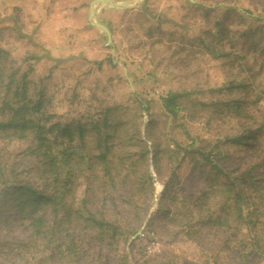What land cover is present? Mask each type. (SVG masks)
Instances as JSON below:
<instances>
[{
	"label": "rangeland",
	"instance_id": "obj_1",
	"mask_svg": "<svg viewBox=\"0 0 264 264\" xmlns=\"http://www.w3.org/2000/svg\"><path fill=\"white\" fill-rule=\"evenodd\" d=\"M93 1L0 0L6 68L0 106L11 74L28 71L30 96L46 99L47 124L81 120L85 131L84 142L78 134L73 141L85 159L60 183L53 171L40 172L29 140L0 133L6 174L49 194L62 191L72 213L71 221H61L64 209L50 201L34 214L53 234L48 243L13 206V179L0 182V264H125L123 254L128 264H264L257 247L247 258L242 247L253 235L264 239V0H140L131 8L97 2L90 20ZM91 21L107 26L112 44ZM169 91L184 93L176 120L160 99ZM105 114L119 128L109 132L102 160L89 123L106 130ZM58 129L51 136L54 150L67 142L55 138ZM192 137L212 162L200 154L179 162L161 153V173L155 171V148L166 152L174 141L189 146ZM234 137L249 144H235ZM225 172L237 177L249 208L259 207L250 231L238 225L234 210L223 224L207 221L210 214L223 219L221 209L232 205ZM110 224L120 227L117 237ZM132 230L141 234L128 239ZM24 243L30 251L19 255ZM69 244L62 257L59 250ZM11 248L17 251L9 255Z\"/></svg>",
	"mask_w": 264,
	"mask_h": 264
},
{
	"label": "trees",
	"instance_id": "obj_2",
	"mask_svg": "<svg viewBox=\"0 0 264 264\" xmlns=\"http://www.w3.org/2000/svg\"><path fill=\"white\" fill-rule=\"evenodd\" d=\"M2 51L3 49L0 47V75L4 74L6 70L3 64L4 59L2 60ZM14 75L16 74L13 72L11 74L12 78L8 82L6 90L7 93H5L6 98L3 99V102L0 106V113L3 116L2 118H0V133L13 136L18 139L21 138L29 140L28 150L32 154H36V156L41 159L42 168H39L40 172L46 175L48 171H53V173L57 174V177L54 178L55 182L57 183L69 181L68 177H72V175L76 173L75 171L78 169V165L85 159V156L79 152L80 147L73 142L77 134L79 135V141L82 140L84 142V124L81 122V120H76L74 121L75 124H73V122L62 127H60L59 122L50 125L47 124V110L45 109L47 105L46 99H44L42 93H40L38 96H30L29 87L26 80L28 71H25L18 78L16 76L14 78ZM183 96L184 93L182 94L176 91H169L160 98L165 111L174 120L177 119V117L179 116V112L182 109L181 98ZM140 104L143 105L142 102H140ZM148 105L149 103L147 102L144 109L148 110ZM101 120L103 121V124L106 127L104 129L106 130H103V128L98 126L93 120L90 121L89 125H91V127L95 131L96 146L101 150L99 158H101L102 160H106L108 148H105V145L110 141L112 137L109 132H116L119 128V125L114 120L108 118L106 114L104 115V117H102ZM55 128H59L58 133L56 134L57 136L55 138L60 135L67 138V142L64 144L65 146L61 150H54V145L51 141V136ZM184 131L186 135L190 137V133L187 128H185ZM192 138V144H190L189 146H181L177 141H174L175 147L172 148L171 146H168L166 148V152H164L160 147L155 148L152 155V161L155 171L157 173H161V153H169L168 158L170 160L176 159L175 161L179 162L183 161L187 155L200 154L203 158H205L209 162H212L213 160L209 158V154L203 152L202 148H200L199 146H194L196 144V141L194 140V137ZM248 139L249 138L234 137L232 140L235 142V144L248 145ZM144 147L146 149L147 158L148 154L151 151L147 150V144H145ZM179 151L182 152V156L180 159L178 158V156H176V158L174 157V154H178ZM86 163H89V161H87ZM213 168L218 172H222L224 169L218 163H214ZM249 172L250 169L244 172V174H248ZM60 173L64 174L66 178L64 179L63 177H58ZM225 173L227 175L225 192L228 195L233 193V196L231 197L232 199L227 196V198H229L232 202V205L229 204L227 208L221 209V212L223 213V219L219 216H213L212 214H210L208 215L207 221L215 220L219 224H223L230 218L232 213L231 210H234L235 219L238 225L242 224L244 225V228L246 230L250 231L255 226V221L251 218V216L255 213V209L259 210V207L254 203L252 204V208H249L247 202L244 200V197L241 194V189L237 187V177L231 178L228 175V172ZM242 175H240V179L243 178ZM11 179H13L11 183H13L14 185V192L11 195V199L14 203L13 206H15L20 211L21 219H23L24 221H29L30 226L37 227L36 233L34 234L42 233L43 238L46 239V241L49 243L53 237L52 232L47 230L45 231L44 226L46 224L43 216L36 217L34 216V214L41 208V206L50 203V201H54L57 205H59L60 203V209H64V213L61 216V221H71L72 213L69 212L64 203H62L64 200V193L62 191H59L58 194H55V196L53 194L47 193L44 187H36V185L32 182H17V177L11 178L6 174L3 163L0 160V182H3L7 185V183H9L8 181H10ZM149 179L151 180V176H149ZM169 187V182H166L163 195H165ZM57 198L58 202L56 201ZM262 204L263 202H260L259 206H261ZM246 208L248 209L245 211ZM87 212L89 213V217L93 215L89 211ZM95 221L96 220H94V222ZM97 223L102 227L107 225V222L99 221ZM209 224L211 225L212 222H209ZM107 228L112 231L111 235L113 238L117 237L120 233V227L116 224H110ZM134 234L135 230H132V234L129 235L128 239H130ZM30 241L33 245H35V242L37 240L34 241L33 235L30 234L29 242ZM70 242H73V239H71ZM132 244L133 242L131 243V245ZM21 245L23 246L21 247V251H19L18 253L19 255H24V251H30L27 244H18V247ZM72 246V244H69L62 250H59L58 253H61L63 257L70 251V249H72ZM47 247L49 248V246ZM242 247L244 250V258H247L249 254L255 255V247H257L256 253L264 260V239H256L255 235H253L252 238H250V241L244 243ZM45 248L46 246H44V249ZM14 250V248H11L9 255L12 254ZM52 255V257L54 258V252H52ZM122 259H124L125 264H128L127 254H123Z\"/></svg>",
	"mask_w": 264,
	"mask_h": 264
},
{
	"label": "water",
	"instance_id": "obj_3",
	"mask_svg": "<svg viewBox=\"0 0 264 264\" xmlns=\"http://www.w3.org/2000/svg\"><path fill=\"white\" fill-rule=\"evenodd\" d=\"M97 2H106L112 6H117V7H125V8H131V7H134L136 6L140 0H137L135 4H130V3H122V2H116V1H113V0H94L91 4V10H90V13H89V19L91 20L92 18V14H93V7H94V4L97 3ZM91 24L93 25H96L100 28H102L107 36H108V44H112V38H111V32L110 30L107 28V26H105L104 24H101V23H95L93 21H91ZM141 234V231H138L133 238H136L138 235Z\"/></svg>",
	"mask_w": 264,
	"mask_h": 264
}]
</instances>
